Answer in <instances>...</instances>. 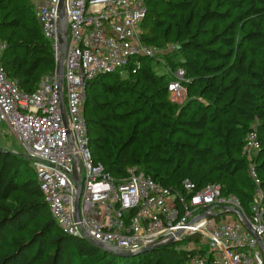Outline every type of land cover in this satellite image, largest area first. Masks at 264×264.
I'll list each match as a JSON object with an SVG mask.
<instances>
[{
	"label": "trees",
	"instance_id": "trees-1",
	"mask_svg": "<svg viewBox=\"0 0 264 264\" xmlns=\"http://www.w3.org/2000/svg\"><path fill=\"white\" fill-rule=\"evenodd\" d=\"M163 1L161 13L157 6ZM228 3L232 11L222 13L201 9L199 0H147L142 24L144 43L162 46L171 38L178 42L184 55L180 65L203 82L199 117L183 124L210 130L223 151L174 139L181 127L168 84L175 77L160 72L150 57H139L124 71L127 78L120 72L103 74L87 87L84 112L91 150L114 176L123 178L136 167L166 186L180 188L186 178L199 187L218 183L225 192L239 195L248 209L253 183L244 145L255 128L261 148L254 161L264 186V0ZM245 22L251 26L245 38L253 53L239 51L235 38ZM0 35L7 42L3 65L25 90L34 91L44 75L56 70L54 48L32 0H0ZM121 95L133 96L137 104L121 101ZM29 161L25 154L0 148V264H189L187 251L174 244L127 257L64 232L35 173L27 172Z\"/></svg>",
	"mask_w": 264,
	"mask_h": 264
},
{
	"label": "built area",
	"instance_id": "built-area-1",
	"mask_svg": "<svg viewBox=\"0 0 264 264\" xmlns=\"http://www.w3.org/2000/svg\"><path fill=\"white\" fill-rule=\"evenodd\" d=\"M32 2L57 61L63 53L61 0ZM63 7L68 34L62 81L55 70L34 91L25 90L3 65L7 42L0 35V123L24 147L59 228L129 251L171 241L187 251L189 264H264L258 238L239 213L227 212L238 209L264 243V186L254 161L261 148L257 130L248 132L244 145L253 183L248 209L218 183L199 187L186 178L180 188L166 186L136 167L123 178L114 176L91 150L87 87L100 75L123 73L139 57L154 54L156 47L142 40L147 0H64ZM184 75L179 68L168 84L174 99L186 92Z\"/></svg>",
	"mask_w": 264,
	"mask_h": 264
},
{
	"label": "rangeland",
	"instance_id": "rangeland-1",
	"mask_svg": "<svg viewBox=\"0 0 264 264\" xmlns=\"http://www.w3.org/2000/svg\"><path fill=\"white\" fill-rule=\"evenodd\" d=\"M165 1L160 2L157 6V10L159 12H164L166 5ZM200 8L203 9L207 7L211 10L219 11V12H231L229 8L228 0H199ZM237 11H234V15L236 16ZM251 29L249 22H245L238 26L235 32V38L238 42L239 51L247 50L248 53H253L252 44L248 42L245 38V34L248 33ZM157 33V30H156ZM152 47H156L154 54L150 57L155 62L154 65L160 72H167L172 77H175V74L179 68L185 69L180 65L181 61L184 59V55L182 50L179 48L178 42L171 38L168 41H164L162 46L153 45ZM204 58H201L203 60ZM207 63H211L208 61ZM214 63L213 65H215ZM122 79L127 78L126 72L122 73ZM183 80L185 83V94L179 98L174 99L171 96V99L175 105L174 116L179 121V127H181L179 133L175 135V140L179 142H187L193 143L199 148H209L213 152H221L223 151V146L220 142V139L214 135L210 130L205 132H200L199 130H195L189 128L187 125L183 124L184 121H187L192 118H198L201 109L199 106L203 104V96L200 94V90L203 88V82L200 79H196L191 76L190 73L187 74L185 71V75L183 76ZM117 83L121 84L119 80ZM194 85V86H192ZM106 99V95L100 98V102H104ZM112 99V98H110ZM121 101H125L126 103H136L137 101L133 96L130 95H121L119 97ZM125 108V106H124ZM121 111V110H120ZM0 148L11 150L20 155L25 151L24 147L20 143L17 136L10 129V127L5 123H1L0 129ZM28 173L34 174V169L32 167L31 162H28ZM230 219L231 217H226ZM29 237V236H28Z\"/></svg>",
	"mask_w": 264,
	"mask_h": 264
},
{
	"label": "water",
	"instance_id": "water-1",
	"mask_svg": "<svg viewBox=\"0 0 264 264\" xmlns=\"http://www.w3.org/2000/svg\"><path fill=\"white\" fill-rule=\"evenodd\" d=\"M63 4H64V0H61V2H60V15H61V22L62 23L60 25V29H61L60 38H61V41L63 43V53H62V56L57 60V67H56L57 72L61 76V81H62V74H63V69H64V59H65V54H66V41H67V34H68L67 23H66V21H64L65 12H64ZM63 115H64V118H65V122L67 123V117H66V112H65L64 106H63ZM0 125H1V123H0ZM74 175H75V177L79 176V171H77L76 166L74 167ZM78 198H79V195H78ZM78 200L76 202L77 215L79 214V201ZM227 212H236V213H239L241 215L245 225L258 238L259 244H260L261 248L264 251V243H263V241L261 240V238L259 236L256 235V232L252 229V227H251L250 223L247 221L246 217L238 209H234V210L229 209V210H227ZM83 238L87 239L91 244H93L94 246H96V247H98V248H100V249H102L104 251H107V252H109L111 254H115V255H119V256H127V257L128 256L138 255V254H140L142 252H146V251L152 250L153 248L159 246V245H153V246L144 247V248H142L139 251H129V250L117 249V248L106 246V245L94 240L93 238H91L89 236H86V235H84ZM168 244H173V242L170 241L168 243H165L164 245H168Z\"/></svg>",
	"mask_w": 264,
	"mask_h": 264
},
{
	"label": "crops",
	"instance_id": "crops-1",
	"mask_svg": "<svg viewBox=\"0 0 264 264\" xmlns=\"http://www.w3.org/2000/svg\"><path fill=\"white\" fill-rule=\"evenodd\" d=\"M0 129H1V125H0Z\"/></svg>",
	"mask_w": 264,
	"mask_h": 264
}]
</instances>
